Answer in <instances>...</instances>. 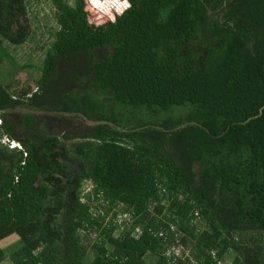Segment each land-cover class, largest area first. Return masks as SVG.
<instances>
[{"label": "trees", "instance_id": "trees-1", "mask_svg": "<svg viewBox=\"0 0 264 264\" xmlns=\"http://www.w3.org/2000/svg\"><path fill=\"white\" fill-rule=\"evenodd\" d=\"M48 1L57 30L19 89L1 64L28 4L0 0V264H264V0H129L115 21ZM69 118L79 134L53 129Z\"/></svg>", "mask_w": 264, "mask_h": 264}, {"label": "rangeland", "instance_id": "rangeland-1", "mask_svg": "<svg viewBox=\"0 0 264 264\" xmlns=\"http://www.w3.org/2000/svg\"><path fill=\"white\" fill-rule=\"evenodd\" d=\"M94 3L100 2L101 0H92ZM110 5L107 6L106 3ZM101 3V2H100ZM103 13L115 14L112 16V21H115L116 18L122 14L119 13L123 9L122 0H103L102 1ZM28 10H29V20L31 24V38L25 44L21 46H10L9 53L12 55L13 61L4 59L1 68L3 69L1 78L4 82L13 83V86L18 87L19 89H24L26 86L36 89L37 82L41 77V67L43 60L47 55V51L50 49L54 33L57 30V25L55 22V11L50 1L48 0H27ZM90 4V2H89ZM90 6L94 8L91 4ZM95 9V8H94ZM11 59V60H12ZM65 126L61 125L56 128H53L58 133L64 134V132L72 133L77 135L80 132L77 130L80 128L79 120L74 118L65 119ZM92 188V183L86 181L83 184L82 193L85 194L90 191ZM118 224L121 226L125 219V216L118 215ZM121 228L118 230L120 233ZM86 237V235L84 236ZM87 241L90 244H94L97 241L95 235H87ZM251 247H252V243ZM171 257L185 258L190 256L189 250L184 249L182 246L174 248L171 252L168 253ZM236 254L234 251L232 256ZM234 257L226 258V262L223 264H230ZM2 264H12L9 260H5Z\"/></svg>", "mask_w": 264, "mask_h": 264}, {"label": "clouds", "instance_id": "clouds-1", "mask_svg": "<svg viewBox=\"0 0 264 264\" xmlns=\"http://www.w3.org/2000/svg\"><path fill=\"white\" fill-rule=\"evenodd\" d=\"M88 1L90 2V4H91L96 10H99V11H101L102 14H104V13H103V8H102L100 2H97V4H96V3H94L92 0H88ZM122 1H123V9H121V10L119 11L120 14L125 13V10H127V9L130 8V6H131V2H130L129 0H122ZM106 5L110 7V5L108 4V2L106 3ZM104 15H106V14H104ZM113 15L115 16L114 13H113V14H108V13H107L106 16H107L108 18L112 19V16H113ZM5 140H6V139H5Z\"/></svg>", "mask_w": 264, "mask_h": 264}, {"label": "water", "instance_id": "water-1", "mask_svg": "<svg viewBox=\"0 0 264 264\" xmlns=\"http://www.w3.org/2000/svg\"><path fill=\"white\" fill-rule=\"evenodd\" d=\"M17 111L26 112V113H30V114H37V115H40V114H57V115H61V114H64V113H58V112H55V111H44V110H36V109L35 110L34 109H18ZM64 115L68 116L69 114H64ZM85 123L87 125H89V126L100 125L99 123L88 122V120H86Z\"/></svg>", "mask_w": 264, "mask_h": 264}, {"label": "built area", "instance_id": "built-area-1", "mask_svg": "<svg viewBox=\"0 0 264 264\" xmlns=\"http://www.w3.org/2000/svg\"><path fill=\"white\" fill-rule=\"evenodd\" d=\"M6 141H7V143L10 144L9 145V148L10 149H15V148L22 149L21 146L17 142H15V141H9V140H6Z\"/></svg>", "mask_w": 264, "mask_h": 264}, {"label": "flooded vegetation", "instance_id": "flooded-vegetation-1", "mask_svg": "<svg viewBox=\"0 0 264 264\" xmlns=\"http://www.w3.org/2000/svg\"><path fill=\"white\" fill-rule=\"evenodd\" d=\"M59 161H60V163H67V164L71 163V162H70V160H68V161H65V160H64V159H62V158H60V159H59Z\"/></svg>", "mask_w": 264, "mask_h": 264}]
</instances>
